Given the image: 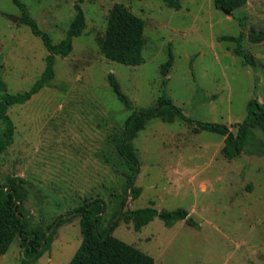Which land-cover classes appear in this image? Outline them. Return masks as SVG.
<instances>
[{
    "label": "rangeland",
    "instance_id": "obj_1",
    "mask_svg": "<svg viewBox=\"0 0 264 264\" xmlns=\"http://www.w3.org/2000/svg\"><path fill=\"white\" fill-rule=\"evenodd\" d=\"M40 27L59 42L75 16L77 0H22ZM122 3L145 21L144 63L131 66L107 59L98 41L106 32L110 9ZM180 9L162 0H85L86 28L68 56L57 55L52 86L25 104L8 108L16 126L13 144L0 153V185L20 177L18 187L31 227L95 198L107 203L101 228L111 222L125 195L124 160L117 140L131 111L108 82L115 73L139 109L157 105L164 76L161 65L171 51L167 93L189 117L227 125L237 133L249 100L264 103V0H248L235 14L214 0H182ZM0 75L12 93L29 89L46 65L40 37L20 22L21 9L0 0ZM10 16H18L13 21ZM244 32L243 45L255 67L234 54L235 42L222 35ZM0 120V128L2 127ZM224 136L177 119H150L132 140L140 161L135 185L122 210L153 206L186 208L199 227L184 220L171 227L156 216L139 231L130 217L119 219L113 234L152 255L155 264H264V134L253 129L245 149L226 159ZM118 218V217H117ZM80 217L62 224L51 249L32 264H69L82 243ZM20 240L0 264H22Z\"/></svg>",
    "mask_w": 264,
    "mask_h": 264
},
{
    "label": "trees",
    "instance_id": "obj_2",
    "mask_svg": "<svg viewBox=\"0 0 264 264\" xmlns=\"http://www.w3.org/2000/svg\"><path fill=\"white\" fill-rule=\"evenodd\" d=\"M22 11L20 22L29 26L33 35L40 37L48 54L46 65L40 77L25 91L12 93L8 90L5 80L0 75V153L10 147L15 138L16 126L8 114V108L16 104H25L33 95L40 92L46 86H52L55 78V64L57 55L68 56L73 50V42L86 28V14L82 7L85 0H77L74 4L76 11L65 36L54 42L50 34L42 29L38 21L30 13L27 4L22 0H12ZM169 7L180 9L182 0H162ZM248 0H214L217 8L231 14L240 21L243 19L235 14V11L244 6ZM1 14V11H0ZM244 32L238 35H222L220 41H232L236 43L234 54L243 57L244 62L255 67L252 53L243 45ZM252 42H259L264 37V32H249ZM104 56L118 63L138 66L144 63L143 50L145 46V21L133 13L122 3H115L110 9L106 32L103 38L98 39ZM174 62L173 53L161 65V73L164 76L161 92L157 105L148 108H137L128 95L123 91L121 83L115 73L108 74V82L117 99L123 106L131 111L125 120L124 132L117 140V148L124 160L125 195L122 197L119 207L114 212L111 222L106 228H101L103 214L107 211V203L102 198H95L68 211L65 215L58 216L53 222L44 226L37 224L31 227L32 213L24 206V200L18 181L20 177L11 178L5 184L0 185V254H5L13 242L20 240L22 247V264L37 262L47 251L51 249L58 228L71 219V216L80 217L82 231V243L69 264H155L152 255L114 236L113 232L122 217H130L134 229L139 231L156 216H159L166 226L171 227L175 222L184 220L189 226L199 227V223L190 216L186 208L178 207L173 210H158L153 206L122 210L127 202L129 191L133 199H138L142 189L136 187L135 181L140 172V161L132 140L145 127L147 122L155 117L165 122H174L177 119L195 125L198 131L207 130L224 136L222 155L232 160L238 157L245 149L253 129L258 128L264 134V103L258 98L249 100L247 116L240 123L237 133L221 123L194 120L187 116L182 109L175 104L173 98L167 93V75L170 73ZM118 217V218H117Z\"/></svg>",
    "mask_w": 264,
    "mask_h": 264
},
{
    "label": "water",
    "instance_id": "obj_3",
    "mask_svg": "<svg viewBox=\"0 0 264 264\" xmlns=\"http://www.w3.org/2000/svg\"><path fill=\"white\" fill-rule=\"evenodd\" d=\"M226 14L228 15H231V12H225ZM10 18L13 20V21H18L19 17L18 16H10Z\"/></svg>",
    "mask_w": 264,
    "mask_h": 264
}]
</instances>
